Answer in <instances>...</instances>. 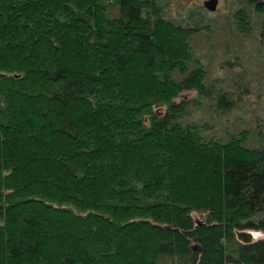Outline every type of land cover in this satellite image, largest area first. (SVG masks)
Returning a JSON list of instances; mask_svg holds the SVG:
<instances>
[{"label": "trees", "instance_id": "1", "mask_svg": "<svg viewBox=\"0 0 264 264\" xmlns=\"http://www.w3.org/2000/svg\"><path fill=\"white\" fill-rule=\"evenodd\" d=\"M235 1L246 37L264 0ZM205 28L158 0H0V264H264V125Z\"/></svg>", "mask_w": 264, "mask_h": 264}, {"label": "rangeland", "instance_id": "2", "mask_svg": "<svg viewBox=\"0 0 264 264\" xmlns=\"http://www.w3.org/2000/svg\"><path fill=\"white\" fill-rule=\"evenodd\" d=\"M158 1L164 3L166 17L169 20L184 25L199 23L207 27L192 43L193 49L199 54L207 72L215 77L217 84H221V79L225 78V83L233 84V88L238 87L234 85L235 81L241 83V86L244 84L250 87L251 92L246 95L248 106L258 116L257 123L263 126L264 13L250 12L251 31L244 37L233 30V13L240 6L235 0H218L215 10L205 8L203 0ZM208 30H211V39L207 40L203 32L206 33ZM225 59H228L231 65L224 66ZM187 94L192 96L193 92ZM242 119L238 121L241 122ZM226 128L218 127L211 132L222 133Z\"/></svg>", "mask_w": 264, "mask_h": 264}, {"label": "water", "instance_id": "3", "mask_svg": "<svg viewBox=\"0 0 264 264\" xmlns=\"http://www.w3.org/2000/svg\"><path fill=\"white\" fill-rule=\"evenodd\" d=\"M217 1L218 0H203L202 4L208 10H215L217 7ZM197 247L198 246L196 244L193 245V248H197Z\"/></svg>", "mask_w": 264, "mask_h": 264}]
</instances>
